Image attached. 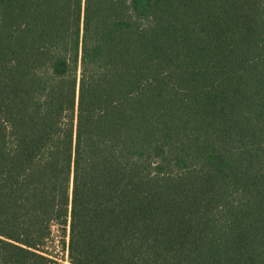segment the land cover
Returning a JSON list of instances; mask_svg holds the SVG:
<instances>
[{
    "label": "trees",
    "instance_id": "16d2710c",
    "mask_svg": "<svg viewBox=\"0 0 264 264\" xmlns=\"http://www.w3.org/2000/svg\"><path fill=\"white\" fill-rule=\"evenodd\" d=\"M264 264V0H0V264Z\"/></svg>",
    "mask_w": 264,
    "mask_h": 264
},
{
    "label": "rangeland",
    "instance_id": "374dc122",
    "mask_svg": "<svg viewBox=\"0 0 264 264\" xmlns=\"http://www.w3.org/2000/svg\"><path fill=\"white\" fill-rule=\"evenodd\" d=\"M68 243V235L65 236L58 227H53L50 238L40 247V251L53 261L51 264H70Z\"/></svg>",
    "mask_w": 264,
    "mask_h": 264
}]
</instances>
